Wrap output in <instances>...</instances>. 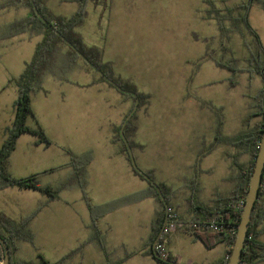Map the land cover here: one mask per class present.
Instances as JSON below:
<instances>
[{
  "label": "rangeland",
  "instance_id": "1",
  "mask_svg": "<svg viewBox=\"0 0 264 264\" xmlns=\"http://www.w3.org/2000/svg\"><path fill=\"white\" fill-rule=\"evenodd\" d=\"M208 1L210 3L207 0H112L107 9L89 5L82 24L76 28L86 45L102 48L103 61L112 63L116 76L130 81L138 91L150 96L146 113L144 109L136 113V117L147 118L136 136L142 149H133V157L137 167L142 172L150 171L155 182L162 181L176 190L174 205L170 201L175 214H183L190 203V189L186 187L190 178L194 177L200 186L199 196L193 199L197 200L195 204L207 203L213 192L230 191L233 186L230 177L234 174L230 161L238 154L236 149L222 142L207 151L214 141L219 120L221 141L244 127L248 104L261 86L257 74L245 71L249 54L243 42L252 37L244 25H239L241 34L237 31L223 34L214 19L205 17L211 5L224 11L246 0ZM72 4L77 8L74 0H47L45 6L55 15H66ZM28 13V8L18 3L0 14V26ZM238 13L239 10L233 11L235 16ZM247 18L264 44L261 5L254 3ZM225 26L231 29L230 22L226 21ZM40 41L41 36L22 34L4 41L0 47V142L3 129L11 126L14 117L17 90L12 80L23 71ZM209 56L217 61L236 59L237 67L242 70L232 73L217 66ZM69 58L67 46L59 43L58 50L50 56L51 68L43 73L45 92L40 90L31 96L32 111L37 117H52L45 114L48 105L60 97L72 100L79 93L88 106L89 113L83 117H88L89 130L95 118L102 117L101 130L107 132L108 117H118L125 96L100 80L97 81L103 87L86 86L97 74L87 69L81 60L75 67H68ZM254 121L256 119H252L251 124ZM97 136L102 140L105 133ZM78 148L73 141L71 149ZM97 151L99 153L100 148ZM247 159V155L240 156L241 162L246 163ZM65 174L64 170L50 179L60 184ZM139 179L137 177V182L142 181L146 190V181ZM75 184L68 183L72 189ZM143 191L138 189L124 199L123 202H136L137 206L119 213L116 225L119 232L113 233L115 240L128 238L132 243L144 237L149 207L142 202L144 198L136 197ZM73 194L75 189L68 188L60 192V197ZM181 232L180 228H170L163 241L168 251L166 241L170 239L169 251L179 264H209L221 256V245L208 249L203 243L192 240L195 244L190 246L188 237ZM135 246L138 248L139 244ZM133 261L130 264H154L141 263L137 258Z\"/></svg>",
  "mask_w": 264,
  "mask_h": 264
},
{
  "label": "trees",
  "instance_id": "2",
  "mask_svg": "<svg viewBox=\"0 0 264 264\" xmlns=\"http://www.w3.org/2000/svg\"><path fill=\"white\" fill-rule=\"evenodd\" d=\"M77 3V8L75 12L68 16H60L51 13L43 0H0V11L9 7L18 5L22 3L23 6L28 8L29 13L17 20H13L5 25L0 26V43L5 39L11 38L18 34L27 33L28 35H41L42 40L36 45L32 58L25 63L23 71L19 74L17 78L12 80L14 86L17 90V97L14 101V117L11 126L5 131V139L0 147V189L8 186H17L20 188H27L39 191L46 194L49 199H55L58 197V190L50 188L48 186H43L39 183L37 176L32 175L26 178H14L9 172V155L11 150L14 148L17 137L21 133H30L37 137V141L44 143L46 145L50 144L42 128L36 126L31 128L26 125V120L28 117L33 116V111L31 108V96L42 89V77L44 70L48 67L51 68L50 56L56 52L59 48V43L66 45L62 38L70 42L74 48L82 54L88 63L93 64L98 70H100L106 77L115 82L123 90H127L136 94L138 98V105L135 112L129 118L127 123L123 128V135L127 139L129 146L133 149H142V145L135 142L132 139L134 132L136 130V125L134 120L136 118V113L140 109L146 110L149 104V95L140 92L136 87L130 82L121 79L116 76L112 71L111 63L103 61L102 48L94 45H86L80 33L76 30L79 27L85 16L87 15V8L89 5L92 6H102L104 9L110 8L112 0H74ZM210 3V1L207 0ZM258 3L264 10V0H246L240 5L234 8H228L223 10L215 8L211 5V8L206 10L205 17L209 19H214L218 30L221 33H229L233 31H239V25L243 24L247 32L252 37L250 41L244 40V46L248 50V67L245 70L247 73H255L260 77L261 86L257 93L251 97L252 102L248 104L249 112L247 113V119L244 123V127L232 136L226 137L224 141L220 140V126L221 121L219 120L216 127V143H226L233 146L236 149L237 155L231 157V167L234 170V174L230 177V181L233 186L229 192L226 194H220L217 192L211 204L202 205L195 204L198 193L197 180L190 178L187 180L186 187L190 189V203L191 210L199 213H203L206 218L203 220L198 219L196 216L190 219H182L175 214L174 220L178 224L177 228H180L184 233L193 236V238L200 240L207 248H211L215 245L216 241L223 242L226 246L225 255L223 258L211 263V264H227V256L230 251V247L234 240L235 232L231 235L227 234V231L223 232H213L207 225L209 221L222 222L224 229L233 225L237 228L239 221V216L244 203V198L247 192L248 182L251 174V168L253 166L254 158L257 153L258 144L261 137V131L264 126V48L261 45L254 29L248 23V11L250 7ZM33 6L39 15H36ZM234 10H239L238 15H233ZM44 18L48 24L41 20ZM230 22V27L226 28L225 22ZM59 35H58V34ZM67 46V45H66ZM68 53L70 55L68 61V67H75L78 60L86 66L87 69L92 70L86 61L80 58L79 54L72 50L69 46ZM209 58H211L209 56ZM213 59V58H211ZM214 63L225 68L232 73H236L239 69L236 65V59L230 58L227 61L215 60ZM95 72V71H94ZM96 73V72H95ZM97 74V73H96ZM100 81L106 82L101 76L97 74ZM107 83V82H106ZM109 86L113 87L111 84L107 83ZM234 86L235 83H231ZM115 88V87H113ZM120 92V91H119ZM126 98L132 100V106L135 102V97L122 93ZM130 109V110H131ZM129 110V111H130ZM128 111V112H129ZM128 114V113H127ZM126 114V115H127ZM124 116V118L126 117ZM219 117V115H217ZM252 119H256L251 124ZM120 127L115 131L114 140L119 142L124 152L127 156V161L131 165L129 155L120 134ZM247 155V162H241L240 156ZM91 154L87 152L80 156L72 157V164L76 170V180L82 191L83 198L86 202L87 208L91 218L96 220L102 214H105L111 209H114L117 205L123 203L124 200L115 201L112 203H106L102 207L92 205L84 194L83 187V168L90 161ZM132 171L147 182V189L139 193L137 198L153 197L159 204V208L155 211L153 219L150 225V234L147 240L144 242L145 250L144 254L151 257L158 264H170L166 263L164 260H171L177 262L176 259L166 253L164 258H161V254L158 250L153 249V243L160 244L163 242L165 232L157 239L160 229L164 223L166 210L169 213L173 211L170 205V201L174 196V191L171 187L167 186L162 182H155L150 171H145L144 173L153 182H149L142 175L136 171L131 165ZM159 189L163 200H165L167 206L165 207L161 196L156 190ZM242 202V203H240ZM43 207V204H39L37 208L26 218L15 222L10 219L0 215V238L6 243L9 250L10 260L9 264H33L29 261H13L11 259L12 253L16 250V243L19 241H32V234L28 228L29 221L37 214V212ZM170 219V218H169ZM262 231H264V177H262L261 184L258 191V197L254 203L250 221L249 228L246 237L244 247L242 249V254L238 264H257L264 261V244L261 243L257 236ZM98 235V231L95 230ZM157 239V240H156ZM77 250L71 251L67 255L63 256L55 262L46 261L40 254L38 258L40 264H63L73 253ZM4 255V249L0 242V262H2ZM107 264H121L119 263H107Z\"/></svg>",
  "mask_w": 264,
  "mask_h": 264
},
{
  "label": "crops",
  "instance_id": "3",
  "mask_svg": "<svg viewBox=\"0 0 264 264\" xmlns=\"http://www.w3.org/2000/svg\"><path fill=\"white\" fill-rule=\"evenodd\" d=\"M43 1L45 4L47 3V0ZM10 8L1 10L0 14L10 10ZM75 9V5L72 4L66 15H56L68 17L73 14ZM19 35L22 34L15 35L4 41L11 40ZM21 40L19 39L18 41ZM4 41L0 43V47ZM261 45L264 48L262 42ZM81 70L84 73L87 72L83 67ZM97 80H99L98 77L92 79L91 83L86 84V86H90L91 88L103 87L101 85L102 81ZM42 91L45 92L44 89ZM116 91L119 92L118 90ZM121 101L123 105L118 117H108L107 132L101 130L102 117H96L89 130L87 126L88 117H83L89 113L88 106L86 100L80 98L79 93H77V98L72 100L65 101L63 97H60L58 101H53L52 104L48 105L45 109V114L53 115L52 117H37L33 112V116L27 118L26 125L31 128L40 126L50 144L46 145L38 142L37 137L33 134L21 133L17 137L14 148L9 155V172L14 178H26L36 175L41 185L57 189L58 197L49 199L44 193L17 186H8L0 189V215L11 221L18 222L28 217L39 204H43V207L28 224V228L32 234L31 243L26 241L17 242L16 250L11 255L13 261H29L33 264H40L37 256L40 254L46 261L51 263L78 249L63 264H107L109 262L130 264L134 262L135 258L141 261V263L153 262L154 264H158L151 257L144 254V242L150 234L151 221L155 211L159 208L158 202L153 197H146L142 201L149 207V217L144 237H139L132 243L129 242L128 238L115 240L113 233L119 232L116 227L119 213L123 211L129 212L132 205V209H134V206H137L136 202H132L133 204L123 202L93 221L76 180V170L72 164L73 156H80L87 152L91 153L90 161L83 168V191L86 199L92 205L102 207L106 203L124 200L131 194H135L138 189L145 190L142 181L137 182L138 176L132 171L122 145L114 140L115 131L121 126L125 119L124 116L132 106V100L129 98L125 97V100ZM44 103L47 104L48 101ZM83 106L85 108H82ZM143 111L146 113V110ZM146 118L136 117L134 120L136 130L132 139L135 142H137V132L140 126L144 124ZM6 129L8 128L5 127L3 129V140L0 142V147L5 139ZM101 132L105 133L102 140L97 136ZM91 138H94V140ZM73 141L79 145L77 150L71 149ZM217 145L214 137V141L210 144L207 153ZM98 148H100L99 153L97 151ZM64 170L66 178L60 184L50 179V177ZM139 180L143 179L140 178ZM72 181L76 183V187H73L75 194L67 198H61L60 192L62 190L68 188L73 190L68 185ZM169 187L174 191V196L171 199L173 201L177 195L176 190L171 185ZM197 187L198 195L200 194L199 183H197ZM216 193L213 192L208 202L202 205L211 204ZM175 207L177 206L175 205ZM176 213L182 219H190L195 216L200 220L206 218L203 213L191 210L189 205L183 214ZM95 230L98 231V235L95 233ZM181 233L188 237L190 246H192V240L202 243L183 231ZM257 239L264 244V231L258 234ZM170 243V239L166 241L169 249ZM135 244H139V247L137 248ZM164 245L163 243V249L165 250ZM217 245H221V256L217 259L219 260L224 257L226 246L223 242L216 241L215 245L211 248ZM169 249L166 252L172 255ZM176 261L178 260L176 259Z\"/></svg>",
  "mask_w": 264,
  "mask_h": 264
},
{
  "label": "water",
  "instance_id": "4",
  "mask_svg": "<svg viewBox=\"0 0 264 264\" xmlns=\"http://www.w3.org/2000/svg\"><path fill=\"white\" fill-rule=\"evenodd\" d=\"M33 8H34L36 15H39L37 10H36V7L33 6ZM41 20L44 23H46L47 25H50V24H48V22L44 18L41 17ZM61 39H63V41L66 43L67 46H69L72 50L76 51L79 54L81 59H83L84 61L87 62L85 57L82 54H80L70 42H68L67 40H65L62 37H61ZM88 65L93 69V71H95L99 76H101L107 83H109L113 87H115L116 90H118L122 93L130 94V95L135 97L134 105H133L132 109L128 112V114L126 115L125 119L123 120V122L120 126V129H119V134H120L124 144L126 145V149H127L128 155H129V159L131 161V165L133 166V168L136 171H138V173L140 175H142L146 180H148L149 182L152 183L153 180H151L144 172H142L137 167V165L134 161L132 148L129 146L127 139L123 135V128H124L125 124L127 123L129 118L132 116V114L137 109L138 98H137L136 94L133 92L127 91V90H123L115 82H113L108 77H106L93 64L88 63ZM263 170H264V126H263L262 131H261V137H260V141L258 144L257 153H256V156L254 158L253 166L251 168V174H250V178H249V182H248L247 192H246V195L244 198V203L242 206V210H241V213L239 216V221H238L236 232L234 235V240H233V243L230 247L229 254L227 256V264H238L239 263V260H240L241 254H242V249L244 247L246 237H247V233H248L250 215H251L254 203L258 197V191H259V187H260L261 180H262ZM155 187H156L157 192L161 196L159 189L157 188V186H155ZM161 199L163 200L162 196H161ZM163 203L166 207L167 204H166L165 200H163ZM167 219H168V210H166L165 220H164V223L160 229V232H159L157 239L162 235L164 228L166 226V223H167ZM0 242H1L3 249H4L2 264H9V260H10L9 250L6 246V243L1 238H0ZM155 244H156V242L153 243V249L155 247ZM164 261L166 263H170V264H179L178 262H174L171 260H164Z\"/></svg>",
  "mask_w": 264,
  "mask_h": 264
},
{
  "label": "built area",
  "instance_id": "5",
  "mask_svg": "<svg viewBox=\"0 0 264 264\" xmlns=\"http://www.w3.org/2000/svg\"><path fill=\"white\" fill-rule=\"evenodd\" d=\"M262 177H264V170H263ZM240 203H242V202H240ZM174 217H175L174 211H171L169 213V210H168V219H167V223H166V226L164 228L163 233L166 231L165 232V234H166L169 232L170 228H174V227L178 226V224L174 220ZM207 227L213 232H223L226 230L228 235H231L232 233H234L236 231V228L233 225L229 226L227 229H224L221 221L220 222L209 221ZM154 249H156L160 252V254H161L160 256L162 259H165L164 256L167 252L163 249V242L160 244H155Z\"/></svg>",
  "mask_w": 264,
  "mask_h": 264
},
{
  "label": "flooded vegetation",
  "instance_id": "6",
  "mask_svg": "<svg viewBox=\"0 0 264 264\" xmlns=\"http://www.w3.org/2000/svg\"><path fill=\"white\" fill-rule=\"evenodd\" d=\"M215 131H216V129H215ZM215 139H216V136H215Z\"/></svg>",
  "mask_w": 264,
  "mask_h": 264
}]
</instances>
